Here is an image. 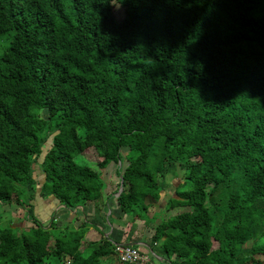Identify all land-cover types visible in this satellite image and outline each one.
I'll return each instance as SVG.
<instances>
[{"label":"trees","instance_id":"trees-1","mask_svg":"<svg viewBox=\"0 0 264 264\" xmlns=\"http://www.w3.org/2000/svg\"><path fill=\"white\" fill-rule=\"evenodd\" d=\"M36 194L85 220L40 222ZM0 204L30 223L0 264H130L136 222L168 264H264V0H0Z\"/></svg>","mask_w":264,"mask_h":264},{"label":"rangeland","instance_id":"rangeland-1","mask_svg":"<svg viewBox=\"0 0 264 264\" xmlns=\"http://www.w3.org/2000/svg\"><path fill=\"white\" fill-rule=\"evenodd\" d=\"M46 116H47V113L45 111L40 112L41 118L45 119ZM122 151L125 153L127 151V148H123ZM74 161L79 165L87 166V167H90L92 169H98L95 161L91 160L89 157H87L83 154L77 155L74 158ZM124 166H125V163L122 164V167H124ZM118 167H120V166L116 165V166H114L113 170L110 169L111 172H109V171L107 172L109 174V176H110V173H111V176H113V172L114 171L116 172V168H118ZM177 173H178V178H175V179L174 178L172 179L171 176H169V175L166 176L165 180H166V183L168 184L167 189L162 193L161 201L158 205H156L154 210H157V211L162 210L164 208V205L166 204V202L170 198L174 197L175 188L182 182L181 178L179 176L180 175L183 176V172L181 170L177 169ZM35 177L37 178V181L39 183L37 186V189H38L40 187V183H41L40 178L42 181L43 176H42V173L40 172L39 167L37 165L35 168ZM101 177H105V181H106V179L109 180V177L107 178L106 173H102ZM103 181H104V179H103ZM114 182H118V178L117 179L115 178ZM106 184H107V182H106ZM115 188H116V184L111 183V188H110L109 192L114 191ZM33 204H34V209H33L34 216L37 218V220H39L40 222H42L44 224H48L53 215H54V219L56 220L55 222H56L58 227H61L62 224H64V223H67V224H70L74 227H77L80 224V221L83 220L82 214L80 216H75V213H73V212H69V211H66L64 209H59V207L55 204V201L50 200L49 197L41 198L40 195L36 194V197H35V200L33 201ZM109 204H110L111 211H113V210L116 211L117 203L115 202V199H113V197L110 200ZM46 206H49V207L46 209ZM107 210H106V215H107ZM189 210H190V207L176 208L174 210L167 212V214L170 216H173L177 213H180L183 211H189ZM43 211L45 212L44 214L42 213ZM50 212H51V214H50ZM87 212L91 213L87 216V218H90L91 216H93L91 209H88ZM160 217H162V216H159V220H160ZM10 221L13 223L14 228H16V227H21V228L30 227V223L27 222V219L24 218V212L20 208L14 206L13 204H3V205L0 204V227H2V228L7 227L10 224ZM252 244H253V242L249 241L244 245V248H249Z\"/></svg>","mask_w":264,"mask_h":264},{"label":"crops","instance_id":"crops-1","mask_svg":"<svg viewBox=\"0 0 264 264\" xmlns=\"http://www.w3.org/2000/svg\"><path fill=\"white\" fill-rule=\"evenodd\" d=\"M114 166H116L115 163H110L106 168L103 169L102 173H106L107 178L109 177V180L106 179L105 181V177H102V180L104 179V183H105V192H109L110 188H111V183H115L117 185V183L119 182V177L117 176V169L116 168V172H113V176H110L107 173L108 171L111 172V170L114 169ZM111 169V170H110ZM115 178H118V182H114ZM41 181V178H40ZM107 182V184H106ZM162 198V197H161ZM50 200L55 201L53 198H49ZM56 204V201H55ZM57 205V204H56ZM49 206H46V209ZM59 209H63L62 206H58ZM82 210V209H81ZM47 211V210H46ZM83 211V210H82ZM109 212H111L110 210H107V215H109ZM43 214L45 213L44 211L42 212ZM73 213H75V211H73ZM51 214V212H50ZM91 214L90 212H87V215ZM83 219L85 220V216L82 214ZM119 216V215H118ZM90 219V218H88ZM98 221L100 223L103 224V227H100V231L104 232L105 236L114 234L113 237L114 238H119V240L121 241L123 236L121 237V234L124 231V227L122 225H120L118 222H115L113 225H110L106 219V221H103L101 217H97ZM125 219V216H123L122 218H119L118 221H123ZM155 225H149L148 227H146L143 222H136V227L134 229V233L132 235V239L133 241H136V245L138 247L139 252L143 255V257H146V264H168V262H166L165 260H163L161 257H159L158 255H156L154 252H152V250L149 247V243H150V238L153 234V227ZM91 236H95V234L93 232L90 233ZM129 245H133V243H128Z\"/></svg>","mask_w":264,"mask_h":264},{"label":"built area","instance_id":"built-area-1","mask_svg":"<svg viewBox=\"0 0 264 264\" xmlns=\"http://www.w3.org/2000/svg\"><path fill=\"white\" fill-rule=\"evenodd\" d=\"M115 254L119 261L124 263L138 264L146 261V257H143L139 250L124 244L115 246Z\"/></svg>","mask_w":264,"mask_h":264},{"label":"water","instance_id":"water-1","mask_svg":"<svg viewBox=\"0 0 264 264\" xmlns=\"http://www.w3.org/2000/svg\"><path fill=\"white\" fill-rule=\"evenodd\" d=\"M120 190H121V185H120ZM118 195V194H117Z\"/></svg>","mask_w":264,"mask_h":264}]
</instances>
